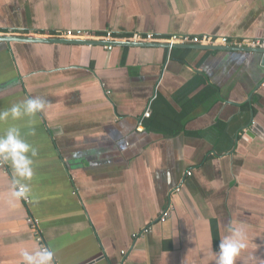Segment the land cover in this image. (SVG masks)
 Segmentation results:
<instances>
[{
	"label": "crops",
	"instance_id": "0c3cea01",
	"mask_svg": "<svg viewBox=\"0 0 264 264\" xmlns=\"http://www.w3.org/2000/svg\"><path fill=\"white\" fill-rule=\"evenodd\" d=\"M75 30L264 39V0H0V36ZM36 97L50 106L0 121L37 151L27 203L0 167V264L40 246L54 264H216L229 222L249 241L235 264H264L262 55L0 42V110Z\"/></svg>",
	"mask_w": 264,
	"mask_h": 264
},
{
	"label": "clouds",
	"instance_id": "9594fccd",
	"mask_svg": "<svg viewBox=\"0 0 264 264\" xmlns=\"http://www.w3.org/2000/svg\"><path fill=\"white\" fill-rule=\"evenodd\" d=\"M49 106L48 101L39 97L28 98L21 103L13 104L8 109L0 110V121L9 117L13 120L23 116L34 117ZM36 155V149L23 138L20 128L9 127L0 135V161L9 162L13 170L8 201L12 206L30 195V185L25 181L30 180L34 174L33 157ZM248 244L244 225L229 222L226 235L220 241L218 251L214 253L218 257L216 264H235L237 257L248 247ZM20 257L23 264H54L55 251L43 246L31 251L25 248L20 251Z\"/></svg>",
	"mask_w": 264,
	"mask_h": 264
},
{
	"label": "built area",
	"instance_id": "2783aa9c",
	"mask_svg": "<svg viewBox=\"0 0 264 264\" xmlns=\"http://www.w3.org/2000/svg\"><path fill=\"white\" fill-rule=\"evenodd\" d=\"M65 37L69 39H81V40H102L104 42H131V43H155V44H166V45H208V46H223L232 48H262L264 49V39H251L242 40L240 42L231 41L226 37H212V36H201V37H190L188 35H169L164 37H158L151 34H130L124 37H117L111 32L106 31L102 35L89 34L80 30L67 31ZM106 50L110 51L112 46H105ZM145 117H149V113L145 114ZM0 167H5L4 161H0ZM190 175V173L188 174ZM27 203L29 200L24 199ZM170 216V209H167L162 213L160 220L165 221ZM33 228H37V222L34 220H28ZM137 236L134 235L133 238ZM37 242L41 243L40 237H37ZM124 254V253H123Z\"/></svg>",
	"mask_w": 264,
	"mask_h": 264
},
{
	"label": "water",
	"instance_id": "95a60500",
	"mask_svg": "<svg viewBox=\"0 0 264 264\" xmlns=\"http://www.w3.org/2000/svg\"><path fill=\"white\" fill-rule=\"evenodd\" d=\"M0 42H26V43H40V44H67V45H78L83 47H97V46H113V47H152V48H161V49H192V48H200L203 50H211V51H231V52H246V53H256L263 56L264 59V49L262 48H232V47H213V46H190V45H166V44H152V43H131V42H122V41H114V42H97L91 40H81V39H55V38H37V37H24V36H0Z\"/></svg>",
	"mask_w": 264,
	"mask_h": 264
}]
</instances>
